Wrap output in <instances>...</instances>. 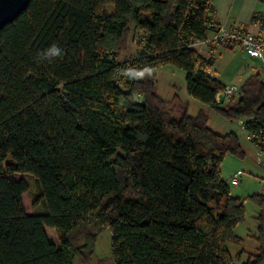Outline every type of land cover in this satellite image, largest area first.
I'll use <instances>...</instances> for the list:
<instances>
[{
	"label": "trees",
	"instance_id": "trees-1",
	"mask_svg": "<svg viewBox=\"0 0 264 264\" xmlns=\"http://www.w3.org/2000/svg\"><path fill=\"white\" fill-rule=\"evenodd\" d=\"M212 12L210 0H30L1 30L0 264H73L91 229L111 233L114 264L264 262V194L248 197L260 254L241 263L244 249L226 247L243 241L234 229L245 219L220 172L227 154L244 157L236 134L158 96L149 72L135 75L174 66L194 100L247 129L264 125L257 73L237 99L216 103L215 59L191 46L207 38ZM131 31L143 45L119 61ZM52 46L59 56L47 55ZM25 174L37 186L30 202Z\"/></svg>",
	"mask_w": 264,
	"mask_h": 264
},
{
	"label": "rangeland",
	"instance_id": "rangeland-1",
	"mask_svg": "<svg viewBox=\"0 0 264 264\" xmlns=\"http://www.w3.org/2000/svg\"><path fill=\"white\" fill-rule=\"evenodd\" d=\"M105 9L108 13L113 11L111 6H107ZM142 39L140 34L131 31L127 39L128 45L123 51L117 54V59L119 61H125L135 58L143 45ZM222 49L219 50L218 54L220 53V55L217 57V62L211 70L224 85L234 84L239 87V77L247 72L251 73L252 70H256V67L257 70L259 69V71L264 72V61L243 57L237 50L228 52L230 50ZM252 74H255V72ZM150 75L154 78V88L158 96L168 101L176 97L182 103L187 102L188 115L191 117L195 116L200 109H203L208 116V126L214 132L220 135L229 132L236 134L244 157L237 158L234 155L227 154L221 162L220 172L221 178L228 185L230 194L244 200L245 219L234 229L235 235L239 236L243 241L240 245L227 242L226 247L229 254L235 257L241 249H244L240 256L241 263L248 259L249 254L259 255L260 251L256 249L257 243L254 240L257 235L256 230L259 227V220H255V217L259 213L258 208L248 197L253 194H264V185L262 186L258 182L260 178H264V171L256 163V145L246 138V131L239 124L244 119L238 122H231L200 102L189 99L186 91L185 72L181 69L165 65L154 69L150 72ZM238 172H240L238 184L231 185L229 183L230 178ZM24 179L28 185L27 198L30 202V200L33 201L37 196L36 182L30 174H25ZM128 195H131L130 191H127L125 194V196ZM40 211V205H37L35 212L39 213ZM45 231L48 239L53 241L58 247L59 242L54 230L45 227ZM90 233L89 240H86L88 243L81 249V255L73 259V264H114L110 251L111 233L105 231L100 234L96 233L95 235L92 229ZM73 240L75 241L73 244L76 246H81L84 243L83 240H80L77 232H75Z\"/></svg>",
	"mask_w": 264,
	"mask_h": 264
},
{
	"label": "crops",
	"instance_id": "crops-1",
	"mask_svg": "<svg viewBox=\"0 0 264 264\" xmlns=\"http://www.w3.org/2000/svg\"><path fill=\"white\" fill-rule=\"evenodd\" d=\"M210 1L213 6V12L210 15L211 17L210 23L213 26V29L208 31L207 38L205 40L193 42L191 45L199 54H201L206 58H209L211 56L209 51V48L211 46L209 40L211 39L214 30L220 27L228 31L239 30L241 32H247L252 34L253 37L255 38H260L264 40V0H210ZM219 48L220 49L223 48L222 50H227V49L230 50L228 52H231V50L234 51L237 50L243 57H249L238 44L221 46ZM220 49H217L216 52L213 54L215 62L212 67H214V65L217 62V57L220 55V53L218 54ZM252 59H257V58H252ZM258 60L264 61V53H263V57ZM212 67L207 69V73L213 78H215L222 85H224L211 70ZM254 72L259 74L260 77L264 80V72L259 71V69L257 70L256 67V70H252L251 73L247 72L249 74L245 73L242 74L241 77H239V81H240L239 88L244 83V81ZM187 97L189 99H193L191 98L190 95H188ZM260 185L263 186L264 184L260 183Z\"/></svg>",
	"mask_w": 264,
	"mask_h": 264
},
{
	"label": "built area",
	"instance_id": "built-area-1",
	"mask_svg": "<svg viewBox=\"0 0 264 264\" xmlns=\"http://www.w3.org/2000/svg\"><path fill=\"white\" fill-rule=\"evenodd\" d=\"M211 29L213 26L210 24ZM210 42V55L216 52L221 46H228L231 44H238L241 49L252 58L261 59L264 53V40L253 37L252 34L247 32H241L239 30L228 31L223 28H216L209 40ZM239 96V87L232 85H223V88L217 92L215 96L216 103L218 105L228 104ZM221 97V98H219ZM252 121V120H251ZM246 120L240 122V125L246 131V138L254 143L257 148L256 163L264 171V125H260L255 129H247L245 127ZM240 179V172L233 175L229 183L231 185L238 184ZM259 182L264 184V178H260Z\"/></svg>",
	"mask_w": 264,
	"mask_h": 264
},
{
	"label": "water",
	"instance_id": "water-1",
	"mask_svg": "<svg viewBox=\"0 0 264 264\" xmlns=\"http://www.w3.org/2000/svg\"><path fill=\"white\" fill-rule=\"evenodd\" d=\"M29 2L30 0H0V32L7 24L13 22L26 9ZM260 264H264V262Z\"/></svg>",
	"mask_w": 264,
	"mask_h": 264
},
{
	"label": "clouds",
	"instance_id": "clouds-1",
	"mask_svg": "<svg viewBox=\"0 0 264 264\" xmlns=\"http://www.w3.org/2000/svg\"><path fill=\"white\" fill-rule=\"evenodd\" d=\"M61 54L60 52V49L56 46H52L49 50H48V53L47 55L49 56H59ZM129 71H134V70H129ZM150 69L148 68H145L143 71H140V72H136L135 75L137 77H142L146 72H149L150 73Z\"/></svg>",
	"mask_w": 264,
	"mask_h": 264
}]
</instances>
